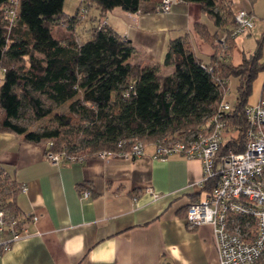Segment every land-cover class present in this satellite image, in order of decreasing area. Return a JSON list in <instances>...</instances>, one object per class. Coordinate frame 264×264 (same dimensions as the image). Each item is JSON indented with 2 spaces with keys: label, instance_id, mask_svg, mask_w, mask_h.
<instances>
[{
  "label": "crops",
  "instance_id": "0c3cea01",
  "mask_svg": "<svg viewBox=\"0 0 264 264\" xmlns=\"http://www.w3.org/2000/svg\"><path fill=\"white\" fill-rule=\"evenodd\" d=\"M76 1L75 10L81 0ZM160 2L143 1L137 11L116 6L103 12L96 3H86L85 39L106 19L135 46L131 62L158 65L165 75L172 73L174 66L165 65L164 57L169 42L178 36H186L197 56L210 62L216 46L197 25L218 33L220 46L226 32L199 2L179 0L167 12L158 10ZM230 6L234 11L240 7L253 11L244 0H232ZM255 26L245 34L253 33ZM238 37L225 58L234 65L241 63L245 52L240 53ZM262 95L264 71L254 81L249 103ZM154 150V141H148L138 157L92 153L82 161L54 164L45 156L44 143L1 130L0 164L17 186L11 200L19 211L6 204L10 198L3 192L0 207L18 216L27 234L0 254V264H218L212 224L191 226L186 219L189 203L209 194L201 185L202 159L181 154L156 158ZM85 190L90 192L87 197ZM3 236L0 233V240Z\"/></svg>",
  "mask_w": 264,
  "mask_h": 264
},
{
  "label": "trees",
  "instance_id": "16d2710c",
  "mask_svg": "<svg viewBox=\"0 0 264 264\" xmlns=\"http://www.w3.org/2000/svg\"><path fill=\"white\" fill-rule=\"evenodd\" d=\"M8 1L0 0V8ZM143 1L81 0L70 15L64 10L65 0H22L17 22L10 30L0 9V68H6L0 85V131L23 134L35 143L52 141L54 150L66 147L79 154L116 148L120 139L138 137L146 143L177 137L207 123L220 109L229 78L236 76L237 98L224 117L230 128L239 129V135L221 145L218 157L244 150L250 127L245 109L254 81L264 71V33L254 51L244 52L241 63L234 65L225 59L226 53L224 59L219 57V34L198 24L200 34L216 46L211 61H203L189 39L178 36L169 42L164 57V64L173 65L174 71L162 78L158 65L131 62L135 46L108 25L97 26L93 35L80 43L73 36L86 3H96L102 12L116 6L137 11ZM187 1L201 3L226 32L228 55L236 42L232 0ZM224 5L228 6L223 11H216ZM61 22H69L68 29L64 30ZM58 108L62 109L55 113L56 126L30 129L25 120L28 113L40 120ZM215 182V178L208 179L204 188L210 192ZM16 191V184L4 175L0 164V192L10 198L6 204L18 213L11 200Z\"/></svg>",
  "mask_w": 264,
  "mask_h": 264
},
{
  "label": "built area",
  "instance_id": "2783aa9c",
  "mask_svg": "<svg viewBox=\"0 0 264 264\" xmlns=\"http://www.w3.org/2000/svg\"><path fill=\"white\" fill-rule=\"evenodd\" d=\"M176 1L179 0H161L157 8L159 11H170ZM21 3L22 0H9L0 8L4 25L9 30L17 22ZM86 13L87 4L82 6L78 16ZM234 16V37L249 32L255 26V14L244 7L236 9ZM106 23V19L102 20L98 28L107 25ZM225 38L221 39V59L225 58L224 49L228 48ZM208 69L212 70V67ZM5 71L4 67L0 69V85ZM227 91L228 87L220 109L208 117L205 125L189 134L155 140L153 156L159 158L181 154L202 159L204 177L201 185L204 186L210 178H215L216 182L204 199L189 203L186 211L188 224H212L219 253L218 264H260V258L264 255V95L246 106L250 127L246 132L244 150H231L218 157L221 145L239 135V129L230 128L224 117L233 108L232 102L226 97ZM52 144V141L45 144V156L54 164L82 161L86 158L85 154L66 147L54 150L51 148ZM144 152L145 143L138 137H133L120 139L116 148L96 153L101 157H138ZM83 195L87 197L90 192L85 190ZM33 219H37V216L34 215ZM0 233L4 235L0 240L2 254L11 248L14 241L26 235L27 229L18 216L5 207H0Z\"/></svg>",
  "mask_w": 264,
  "mask_h": 264
},
{
  "label": "rangeland",
  "instance_id": "374dc122",
  "mask_svg": "<svg viewBox=\"0 0 264 264\" xmlns=\"http://www.w3.org/2000/svg\"><path fill=\"white\" fill-rule=\"evenodd\" d=\"M235 2H243V0H234ZM247 2H250V4H252V9L254 14L256 15V26L253 30V33L251 34H239L238 36V41L237 44L239 46L240 49V53H242V50L244 49L245 52H253L254 49L256 48L257 45V39L261 36V30L264 29V0H244ZM77 1L76 0H66L65 2V9L68 13H72L75 11ZM223 8H217L216 11H220ZM234 11V10H233ZM82 19L83 16H78L77 17V21L75 22V28H74V37L76 39V41L78 43H80L81 41H83V39H85L87 37V30L85 29V26H83L82 24ZM60 24V23H59ZM61 25L63 27L64 30H66L68 28L69 22H61ZM79 26V28L76 29V26ZM74 27V26H73ZM227 41V38H225V42ZM227 46H228V42ZM226 56H227V49H224ZM223 51V48L221 50V52ZM165 72L162 71H158V75L160 78H162L163 76H165ZM237 85H238V78L236 76H231L229 78L228 81V91L226 93V97L227 99H229L232 103H234L236 101L237 98ZM66 105H63L62 108L64 109ZM62 108H58V110H55L54 112H52L51 114L45 116L44 118L40 119V120H35L33 118V115L31 113H28L26 115L25 120L27 122H29L31 124L30 129H35L38 127H42V126H56L57 125V121L55 119V113L59 110H61ZM196 131V130H194ZM194 131H191L189 133H192ZM179 133V132H177ZM189 133H179L177 134V136H181L184 134H189ZM253 228V226H252ZM264 260V255L262 256L261 261H259L260 264H262V261Z\"/></svg>",
  "mask_w": 264,
  "mask_h": 264
}]
</instances>
